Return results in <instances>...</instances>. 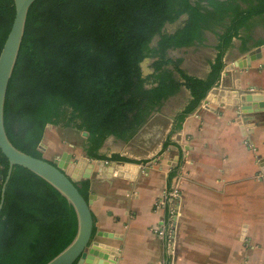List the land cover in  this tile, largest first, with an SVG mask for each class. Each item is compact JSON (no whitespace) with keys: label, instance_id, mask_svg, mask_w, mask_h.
<instances>
[{"label":"trees","instance_id":"trees-1","mask_svg":"<svg viewBox=\"0 0 264 264\" xmlns=\"http://www.w3.org/2000/svg\"><path fill=\"white\" fill-rule=\"evenodd\" d=\"M14 15L13 0H0V51ZM183 15L173 32L163 30ZM207 32L218 38L217 54L208 77L200 79L186 74L182 60L168 51L201 44ZM234 38L243 52L264 44V0H36L6 93L7 137L20 151L43 158L46 125L61 123L88 133L89 157L128 161L97 151L109 136L132 138L155 106L185 86L191 100L175 118L180 127L219 80ZM149 57L153 73L144 76L140 64ZM8 166L0 151V203ZM74 185L88 200L89 180ZM76 231L67 199L30 170L13 166L0 209V264H46Z\"/></svg>","mask_w":264,"mask_h":264},{"label":"crops","instance_id":"crops-1","mask_svg":"<svg viewBox=\"0 0 264 264\" xmlns=\"http://www.w3.org/2000/svg\"><path fill=\"white\" fill-rule=\"evenodd\" d=\"M205 36L201 44L168 51L182 60L186 74L200 79L208 77L217 54V36ZM257 47L260 57L239 68L237 63L256 47L243 52L234 38L220 78L208 92L228 95L238 83L239 98L252 97L251 111L213 104L207 93L176 128V116L191 100L181 86L149 112L132 138L109 136L97 151L128 161L89 157L88 134L73 130L85 139L84 144L76 138L69 142L67 152L77 162L74 177L89 175L75 182L90 183L92 243L100 247L95 260L107 247L115 257L107 253L103 264H264V44ZM171 189L178 190L179 200L169 246L157 235L167 211L155 203Z\"/></svg>","mask_w":264,"mask_h":264},{"label":"water","instance_id":"water-1","mask_svg":"<svg viewBox=\"0 0 264 264\" xmlns=\"http://www.w3.org/2000/svg\"><path fill=\"white\" fill-rule=\"evenodd\" d=\"M35 1L13 0L14 19L0 51V151L9 163L7 175L2 186L0 209L3 204L5 187L11 176L13 166L18 165L30 170L53 186L67 199L68 203L74 208L77 218V231L71 243L46 264H103V260L107 258L108 254L110 258L115 257V251L107 247L103 248V257L95 260V257L99 254L100 247L92 243L93 217L90 210L92 195H89L88 200H85L74 185L75 180L87 179L89 175L74 177L73 170L76 168L77 162L73 161L71 153L63 152L60 159L55 162H50L44 158H35L13 146L5 132L4 104L8 84L22 43L27 13ZM260 52V47L248 51L241 62L237 63V67H249L252 61L260 57ZM206 98L216 105L223 104L226 107L235 106L246 111L253 110L249 103L252 99L250 95L239 98L238 83L236 88L231 90L228 95L216 94ZM83 134L87 135L88 133L84 131ZM82 161L84 162L86 159L82 158ZM110 164H113V162H110ZM261 171L264 173V165ZM94 261L96 262L94 263Z\"/></svg>","mask_w":264,"mask_h":264},{"label":"rangeland","instance_id":"rangeland-1","mask_svg":"<svg viewBox=\"0 0 264 264\" xmlns=\"http://www.w3.org/2000/svg\"><path fill=\"white\" fill-rule=\"evenodd\" d=\"M195 1V0H191ZM185 15L181 16L176 22L174 23H168L164 27V31L166 32H173L178 26L181 25V23L185 20ZM255 36L260 37L263 32L261 28H257L255 30ZM158 40V36H156L153 40L151 45H155ZM168 57L169 54H168ZM173 57V55H172ZM171 58V57H170ZM175 58V55H174ZM173 58V59H174ZM153 58H145L140 66L142 70V74L145 75L146 72H150L152 68ZM176 75V74H175ZM178 77V75H176ZM76 131L78 134L81 131H78L73 126H64L61 123L57 125H46L44 136L42 141L39 144V150L42 152V157L44 159H47L50 162H55L57 160V157L60 156L61 151H67L68 150V143L72 142L75 138L79 141V143L84 144V137L81 135L75 136L72 134V132Z\"/></svg>","mask_w":264,"mask_h":264},{"label":"built area","instance_id":"built-area-1","mask_svg":"<svg viewBox=\"0 0 264 264\" xmlns=\"http://www.w3.org/2000/svg\"><path fill=\"white\" fill-rule=\"evenodd\" d=\"M178 200V190L171 189L167 190L155 203L156 207L167 211V222L159 231H157V235L158 237L165 239L167 243H170L169 246L172 244L176 230L175 219L178 216Z\"/></svg>","mask_w":264,"mask_h":264},{"label":"flooded vegetation","instance_id":"flooded-vegetation-1","mask_svg":"<svg viewBox=\"0 0 264 264\" xmlns=\"http://www.w3.org/2000/svg\"><path fill=\"white\" fill-rule=\"evenodd\" d=\"M64 152H67V151H64ZM63 153V152H62ZM47 160V159H46Z\"/></svg>","mask_w":264,"mask_h":264}]
</instances>
